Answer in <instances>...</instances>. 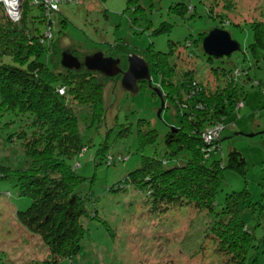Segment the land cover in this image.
<instances>
[{
  "label": "rangeland",
  "instance_id": "374dc122",
  "mask_svg": "<svg viewBox=\"0 0 264 264\" xmlns=\"http://www.w3.org/2000/svg\"><path fill=\"white\" fill-rule=\"evenodd\" d=\"M22 2H18L17 22L3 9L13 24L20 21ZM178 4L188 6L183 18L171 10ZM81 5L84 6L60 8L58 18L65 19L67 25L62 33H57L59 25L55 27L52 37L62 53L74 50L80 62L96 51L105 53L109 44L124 43L141 51L151 45L154 52L166 54L175 69L173 80L176 84L191 71L197 82L212 91L225 87L228 78L213 74L211 69H224L226 73L238 68L248 72L249 78L244 77L243 72H233L229 78L242 97L230 107L228 122L234 123L233 126H228L223 133L219 131L223 159L230 151H237L246 163V172L240 176L230 170L224 171L214 215L210 217L190 206L157 216L147 200L134 190L112 193L110 188L136 170L142 157L159 161L165 158L164 136L170 128L179 126L180 116L167 102L160 111V99L152 97L151 88L158 87V77L151 79V88L146 85L136 94L124 91L120 81H111L103 90L104 122L88 127L87 110L84 107L75 109L80 117L82 143L86 147L83 157L76 160L80 163L76 174L87 179L76 193L87 199L90 219L82 223L90 237L83 239L79 253L72 260L61 264H224L228 258L217 256L213 244L204 238L218 218L215 214L221 212L224 197L244 189L249 192L250 199L240 205L239 216L255 236L250 253L256 259L253 264H264V229L255 227L256 220L264 224V209L260 208L264 206L261 201L264 192V52L257 51L253 58L245 50L253 43L248 27L264 26V0H138L140 11L136 13L127 9L126 0H83ZM219 16L222 19L217 20ZM161 25L164 26L162 33L154 35ZM214 29L229 33L239 51L230 57L212 58L207 62L201 47L191 44L199 34H208ZM45 61L48 67L54 68L51 56ZM82 110L86 111L81 113ZM139 120L157 133L154 145L143 150L136 136ZM28 124L26 117L0 116V166L15 170L25 165L24 140L17 139L16 135L27 132ZM124 127L129 132H122ZM251 134L253 136L249 137ZM103 146L107 156L96 158V151ZM118 155L127 157L128 161L115 162L108 167L106 157ZM174 164L170 161L168 167ZM253 202H257L254 207ZM30 203L29 199L18 195L13 178L0 179V254L4 264H40L48 258V251L40 239L16 219V213L25 211ZM93 214L96 219H92Z\"/></svg>",
  "mask_w": 264,
  "mask_h": 264
},
{
  "label": "trees",
  "instance_id": "16d2710c",
  "mask_svg": "<svg viewBox=\"0 0 264 264\" xmlns=\"http://www.w3.org/2000/svg\"><path fill=\"white\" fill-rule=\"evenodd\" d=\"M32 1L23 0L17 24L10 22L0 8V116L12 114L26 117L29 121V130L16 135L17 139L24 140L25 165L15 170L0 166V179L13 178L18 195L31 201L25 211L16 213V219L47 249L48 258L40 264H61L72 260L79 253L83 239L90 237L89 230L82 223V220L90 219L87 199L76 193L87 179L76 174V169L80 167L76 160L83 157L86 147L82 143L80 117L75 109L84 107L87 110L88 127L104 122L103 90L109 82H119L121 75L110 79L84 68L75 71L61 67L62 52L56 39L52 38L55 27L59 25L57 33H62L67 25L65 19L58 18L60 8L82 7L83 0H71L72 3L59 0L55 13H50L49 17L44 14L42 0H37L34 5ZM137 2L126 0L127 9H132L134 13L140 11ZM171 10L183 18L188 13V6L178 4ZM163 27L161 25L153 34L162 33ZM248 28L252 32L253 43L245 50L256 58L257 51L264 52V26L250 25ZM48 31L50 39L45 37ZM206 35L199 34L191 45L201 47ZM187 45L190 47L189 43ZM151 48L150 45L141 51L124 43H114L109 44L103 54L119 59L122 72L127 69L129 56L142 59L149 69L150 78H159L156 89L162 94L163 109L165 102L172 106L180 116L179 126L170 128L164 136L166 151L162 161L142 157L139 167L120 183L114 184L110 191L124 194L128 189L134 190L147 200L157 216L190 206L210 217L214 215L215 199L224 181V171L230 170L240 176L246 172V163L237 151H230L223 159L220 134L228 126H233L234 123L230 125L231 122H228L230 107L242 97L229 78L233 72H243L247 78L249 74L238 68L226 73L224 69L213 68V74L219 73L228 81L225 87L212 91L206 89L202 82H197L191 71H187L185 79L176 84L173 80L175 69L167 55L154 52ZM69 52L76 57L74 50ZM48 56L54 59L55 69L48 67L45 61ZM205 57L207 62L212 60ZM146 85V82L138 83V91ZM151 95L157 98L154 92ZM215 127H221L222 133H218V138L210 144H205L202 136ZM137 130V143L141 150L154 145L157 133L149 129L146 122L139 120ZM122 132L127 133L129 129L124 127ZM105 151V146L98 149L96 158L107 156ZM105 160L109 167L115 162L126 163L128 158L118 155L108 156ZM170 161L175 162L172 167H168ZM249 199L246 189L226 195L221 212L215 214L218 218L204 238L213 244L217 256L228 258L224 264L256 262L250 256L254 233L239 216L240 205ZM261 201L264 202V192ZM256 203L251 204L254 207ZM260 208L264 209V206ZM96 218L93 214L92 219ZM262 222L256 220L255 227L262 226L264 229ZM4 263L0 254V264Z\"/></svg>",
  "mask_w": 264,
  "mask_h": 264
},
{
  "label": "water",
  "instance_id": "95a60500",
  "mask_svg": "<svg viewBox=\"0 0 264 264\" xmlns=\"http://www.w3.org/2000/svg\"><path fill=\"white\" fill-rule=\"evenodd\" d=\"M201 48L203 53L213 59L229 57L239 51V46L234 42L229 33L220 29L210 31L202 40ZM120 61L118 59L107 58L101 52H96L86 56L82 62L74 57L69 51L61 53L60 65L65 70L78 71L84 68L88 72H96L106 78H114L121 75V88L130 93L138 92V83L146 82L151 88V78L146 63L135 55L127 58V69L122 72L119 69ZM157 97L161 100L160 111L164 107L162 94L156 88H151ZM159 116V113H158ZM252 137L253 135H248Z\"/></svg>",
  "mask_w": 264,
  "mask_h": 264
},
{
  "label": "built area",
  "instance_id": "2783aa9c",
  "mask_svg": "<svg viewBox=\"0 0 264 264\" xmlns=\"http://www.w3.org/2000/svg\"><path fill=\"white\" fill-rule=\"evenodd\" d=\"M67 1H71V0H67ZM19 0H0V3L4 6V9L6 10V15L12 19L14 22H17L16 19H18L19 17V5H18ZM37 0H33V5L37 4ZM43 3V8H44V14H46L48 17L50 16V13L53 14L56 11V6L59 3V0H42ZM46 39H50L51 34L50 32H46L45 35ZM214 129L217 130V132H213L216 133L215 135H211L213 133H211L210 130L208 131L206 134H204L202 136L203 142L205 140V144H210L211 141L216 140L218 138V133L221 129V127H215Z\"/></svg>",
  "mask_w": 264,
  "mask_h": 264
},
{
  "label": "bare ground",
  "instance_id": "6f19581e",
  "mask_svg": "<svg viewBox=\"0 0 264 264\" xmlns=\"http://www.w3.org/2000/svg\"><path fill=\"white\" fill-rule=\"evenodd\" d=\"M2 6L0 5V8H1ZM2 9V8H1ZM4 9V8H3ZM21 12V11H20ZM5 14V13H4ZM9 19V18H8Z\"/></svg>",
  "mask_w": 264,
  "mask_h": 264
}]
</instances>
